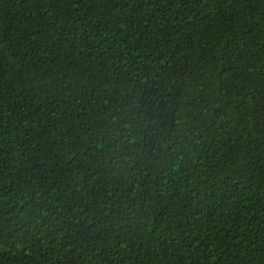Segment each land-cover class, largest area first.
<instances>
[{
	"label": "trees",
	"instance_id": "trees-1",
	"mask_svg": "<svg viewBox=\"0 0 264 264\" xmlns=\"http://www.w3.org/2000/svg\"><path fill=\"white\" fill-rule=\"evenodd\" d=\"M0 264H264V0H0Z\"/></svg>",
	"mask_w": 264,
	"mask_h": 264
}]
</instances>
